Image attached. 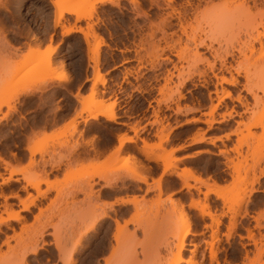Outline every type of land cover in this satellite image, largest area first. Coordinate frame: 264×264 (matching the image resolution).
I'll return each mask as SVG.
<instances>
[{
  "label": "rangeland",
  "instance_id": "1",
  "mask_svg": "<svg viewBox=\"0 0 264 264\" xmlns=\"http://www.w3.org/2000/svg\"><path fill=\"white\" fill-rule=\"evenodd\" d=\"M22 1L0 0V179H6L3 183L11 179L3 178L7 156L22 161L26 136L28 160L13 166L24 181L26 198L21 204L33 205L48 190L54 195L29 223L20 212L8 210L7 197L0 191L4 199L0 220L18 212L21 222L18 228L15 223L2 228L0 223V264H63L60 257L68 256L99 206L110 202L108 196L129 194L139 200L136 206H118L119 211L109 208L110 217H120L121 222L133 219L127 223L120 247L113 239L114 223L107 218L80 240L72 264H104V257L116 254L117 264H173L185 229L189 233L182 240L178 264H264V58L256 42L252 52L243 43L246 31L264 34V4L251 7L249 18L238 12L239 0H214L215 10L190 24L180 20L190 36L206 38L213 46L198 48L194 56L186 38L189 34L181 30L178 14L173 13L182 12L186 0H154L153 4L152 0H134L137 4L132 0L133 5L131 0H117V6L96 0H62L60 17L51 0H33L25 18ZM93 4L90 18H80L91 12ZM75 7H80L79 14ZM189 16L187 13L186 18H193ZM165 17L168 19H162ZM64 27L87 32L90 45L82 32L64 35ZM225 50L233 55L225 56ZM222 54L225 59L220 61ZM45 56L48 64L46 58L42 61ZM22 61H28L22 77L16 75L19 81L8 83L6 73ZM97 76L100 81L93 85ZM231 77L237 79L235 84H230ZM20 87L28 92L17 97L14 93ZM119 98L127 104L122 117L117 112ZM96 110L113 112L115 122L101 115L96 119L88 116ZM145 121L153 128L145 130ZM254 122L258 124L250 126ZM177 126L180 128L173 133ZM119 131L128 137L141 134L142 146L122 145L113 153ZM221 133L217 138L226 140L218 147L212 142L187 149L193 157L186 161L190 167L180 168L175 147H166L170 139L177 143L191 134L195 143ZM102 149L108 151L103 154ZM55 155L57 160L51 166L59 168L63 163L64 171L61 178L49 181L35 168H44ZM110 155L114 158L109 160ZM165 156L175 166L173 173L161 175V179L167 176V187L176 186L173 174L188 168L198 177L196 172L207 173L209 182L223 186L219 197L212 193L204 197L203 184L183 176V181L198 185L190 184L193 187L187 191L164 197L162 187L153 198H147L149 189L139 196L142 189L131 178L132 170L147 178L161 174L160 157ZM105 162L110 167L103 168ZM103 169H109V183L119 176L113 186L118 191L112 188L105 197L97 177ZM30 182L39 184L34 187ZM42 183H46L45 190ZM252 188L258 190L249 194ZM203 210L210 215H201ZM48 227L52 232L46 234ZM32 248L38 249L34 255L28 254ZM24 256L26 263L21 261Z\"/></svg>",
  "mask_w": 264,
  "mask_h": 264
},
{
  "label": "bare ground",
  "instance_id": "2",
  "mask_svg": "<svg viewBox=\"0 0 264 264\" xmlns=\"http://www.w3.org/2000/svg\"><path fill=\"white\" fill-rule=\"evenodd\" d=\"M36 1V0H35ZM63 1H65L66 2V0H63ZM62 0H51L50 1V3H51V5L55 8V11H59V13H58V15H59V17L63 14V11L62 10H60V4H61V2H63ZM97 2L96 3H98V4H103V3H105V2H110V3H116L115 5L117 6V3H118V1L117 0H96ZM117 1V2H116ZM130 1V0H129ZM138 1V0H137ZM137 1L136 2H134V0H133V2L135 3V4H137ZM170 1V0H169ZM231 1H233V0H231ZM236 1V0H235ZM152 2H154V0H152L151 1V3ZM173 2V1H172ZM213 2H214V0H213ZM212 2V0H209V1H205V0H195V1H193V0H186V2L184 3L185 4V7L183 8V10H182V12H180V11H175V12H173V13H176V15H177V20H179L178 21V23H179V25L182 27H179L178 29H180L181 28V30L184 32V31H186L187 32V30L186 29H184L185 27H184V23H182V22H185V24H190V21L191 20H195L196 21V19L197 18H200V17H198V16H202L201 14H203V13H205L206 11H208L209 12V10L210 9H212V10H215V9H213V7L217 4L216 2H214L213 3ZM249 2H251L252 4L251 5H249V3H248V0H239V2H238V5H237V7H238V9H239V13L241 14V15H245L244 17H249L250 18V16L249 15H251V14H253V13H251L250 14V12H251V7H256V8H259V7H257V5L259 6H261L262 4H264V3H262V0H249ZM264 2V1H263ZM21 3H23V7H22V12H21V15L25 18L27 15H29V12H30V9H31V6H33V0H23ZM95 3V4H96ZM131 3H132V0H131ZM156 3V2H155ZM216 3V4H215ZM134 4V5H135ZM153 4V3H152ZM215 4V5H214ZM132 5H133V3H132ZM138 5H139V7H140V4H139V2H138ZM138 5H135V6H138ZM182 5V4H181ZM180 5V6H181ZM156 6H157V3H156ZM184 6V5H183ZM264 6V5H263ZM74 7V6H73ZM218 7V6H217ZM72 8V7H71ZM70 8V9H71ZM78 7H75V10L77 9ZM80 8V7H79ZM78 8V9H79ZM182 8V7H181ZM215 8V7H214ZM251 8V9H250ZM77 9V10H78ZM180 9V8H179ZM254 9V8H253ZM74 10V8H73V12L75 11ZM95 10V5L93 4L92 5V7H91V12L90 13H88V14H83V15H79V17L80 18H90V16L92 15L91 13L93 12ZM174 10H176V9H174ZM241 11V12H240ZM78 12V14L80 13L79 12V10L77 11ZM75 13V12H74ZM173 13H171V15H173ZM187 13H190V16L191 17H193V18H191V19H189V18H186L187 17ZM20 14V13H19ZM77 14V13H76ZM77 14V15H78ZM143 14H145L146 15V13L145 12H143ZM264 14V13H263ZM169 15V14H168ZM259 15H262V13L260 14L259 13ZM22 16H20V17H22ZM170 16V15H169ZM168 16V17H169ZM189 16V17H190ZM240 15L238 14V17H239ZM256 15L254 14V17H255ZM58 16H57V18H59ZM77 17V16H76ZM167 17V16H166ZM162 18V19H168V18ZM171 17L172 16H170L169 18L171 19ZM174 17H176L175 15H174ZM79 18V19H80ZM186 18V19H185ZM252 18H253V16H252ZM28 20V19H27ZM182 22H181V21ZM198 20V19H197ZM162 21V20H161ZM176 21V20H175ZM163 22V21H162ZM167 23V22H166ZM192 23V22H191ZM163 24V23H162ZM177 24V23H176ZM177 26H178V24H177ZM193 26V25H192ZM32 27V26H31ZM255 28V27H254ZM32 30H35V29H33L32 28ZM63 34L64 35H66V34H69V33H71V32H73V31H79V32H82L85 36V43H87V46H89L90 44H89V40H88V38H87V35H88V33L87 32H83V30L81 29V28H72V27H64L63 29ZM38 31V30H37ZM194 31V30H193ZM251 30H249V32H247L246 31V34H245V38H247V40L246 41H244L243 43L244 44H246V43H248V44H246L247 46L248 45H250L251 46V52L253 51V43L255 44V42L258 44V48H257V51H258V49H259V54H261L260 56L262 57V58H264V34H262V33H260L259 31H256V33L254 34V33H252V31L250 32ZM36 32V31H35ZM181 32V31H180ZM185 32V33H186ZM195 32V31H194ZM182 33V32H181ZM185 33H183V34H185ZM189 35H184L187 39H188V43L189 44H191L192 43V47L194 48V50H195V52H196V54H193L194 56L196 55H198L197 53H199V50H198V48H205L206 50H207V48H210L211 49V46H212V44H208V43H206L205 42V40H206V38H201V39H199L198 37L199 36H197V38L195 37V36H192V34H191V36H190V33L189 32H187ZM32 34V33H31ZM34 34H37V32L36 33H34ZM182 34V35H183ZM38 35V34H37ZM198 35V34H197ZM201 37V36H200ZM36 38V37H35ZM181 39H179L178 38V41H180ZM237 41V40H236ZM184 42V41H183ZM186 42V41H185ZM191 42V43H190ZM246 42V43H245ZM242 42H240V44H241ZM179 44V43H178ZM243 44V45H244ZM246 45H244V46H246ZM185 46H187V45H185ZM190 46V45H189ZM233 46V45H232ZM250 46L249 47H247V48H249V50H250ZM213 47V46H212ZM235 47V46H234ZM234 47H233V49H234ZM90 48V47H89ZM97 47L95 46L94 47V49L96 50V52H97V49H96ZM185 48V47H184ZM188 48V47H187ZM187 48H185V49H187ZM241 48V47H240ZM94 50V51H95ZM184 50V49H183ZM197 50H198V52H197ZM209 50V49H208ZM215 50V49H214ZM237 50H238V48H237ZM226 51V50H225ZM223 52L224 54H225V56L226 55H233L232 54V52ZM240 51H241V49H240ZM254 51H255V48H254ZM215 52H216V50H215ZM250 52V51H249ZM240 53V52H239ZM244 56H245V53L244 52H241ZM240 53V54H241ZM257 53V52H256ZM214 54H216V57H217V53H214ZM219 54V53H218ZM251 54V53H250ZM254 54V53H253ZM95 55H96V53H95ZM179 55V54H178ZM213 55V54H212ZM180 56V55H179ZM219 56H221V55H219ZM224 56V57H225ZM243 56V57H244ZM178 57V56H177ZM223 57V54H222V56L219 58L220 59V61H221V58H223V59H225ZM261 57H258V59L259 58H261ZM45 58H46V56L44 57V59L42 60L43 62H44V60H45ZM179 58V57H178ZM47 59L48 58H46V60H45V63L46 64H48L49 62V60L47 61ZM195 59H197V58H195ZM198 60V59H197ZM244 60V59H243ZM260 60V59H259ZM261 60H263V59H261ZM48 63H47V62ZM224 61H226V60H224ZM27 62L28 61H22V62H20V63H17L16 65L14 64V66H12V68L10 67V69L8 70V72L6 73V75L8 74H10L8 77L6 76V78H8V79H6V80H9V81H7L8 83H13L14 81L16 82H18L19 80H17V76H19L18 77V79L19 78H21L22 77V73L24 72L23 70H25L24 68H25V65L27 64ZM222 62H223V60H222ZM225 63V62H224ZM224 63H223V65H224ZM238 65L240 64V63H237ZM45 65V64H44ZM237 65V66H238ZM45 66H50V65H45ZM238 68H239V66H238ZM236 70H238V69H236ZM259 72H260V70H258ZM257 71V73H259ZM237 72V71H236ZM12 74V75H11ZM13 75H14V77H13ZM17 75V76H16ZM257 75V74H256ZM259 75V74H258ZM9 77H10V79H11V77L14 79H12V80H10L9 79ZM16 79V80H15ZM223 79V78H222ZM185 80H187V79H185ZM100 81V79H99V76H97V77H95L93 80H92V84L94 85L96 82H99ZM236 81H237V79L236 78H233V77H231V80H230V84H235L236 83ZM5 82V81H4ZM7 83V84H8ZM16 84V83H15ZM181 84L183 85L184 84V81H182L181 82ZM181 85V86H182ZM249 89V88H248ZM263 89H264V86H263ZM28 91H27V89L25 88V87H20L19 89H17V91H15V95L18 97L19 95H21V94H26ZM248 92H250L251 94L253 93L252 92V90L251 89H249L248 90ZM255 94V93H254ZM254 94H253V97H254ZM14 96V95H13ZM15 96V97H16ZM255 98H258V97H256L255 96ZM81 108H82V106H81ZM98 110H96V111H93V112H90L89 114L90 115H88L89 117H91L92 119H96L97 117H98V115H101V116H103L108 122L109 121H111V122H115V115H114V113L113 112H111V111H107V110H105L104 112L102 111V112H100V111H98ZM6 115L4 114L2 117H5ZM258 124V122H254V123H252V124H250V126H255V125H257ZM227 136V135H226ZM118 144H117V146H115L116 148H115V150H114V152L113 153H117L118 152V150L122 147V145H123V143L125 142V141H132L133 140V138H131V137H128V136H126V135H124V134H121V135H118ZM199 141H202V139H197V140H195V142H199ZM144 144H145V142H144ZM120 151V150H119ZM115 153V154H116ZM115 154H111V155H115ZM111 155H110V157L108 158L109 160H110V158H114V157H111ZM116 156V155H115ZM118 157V156H117ZM116 157V158H117ZM106 158V159H107ZM119 158V157H118ZM105 159V160H106ZM107 159V160H108ZM160 159H161V161H162V163H163V168H162V172H161V174H160V176L159 177H157V179L155 180L154 179V181L156 182L155 184H157V190H159L158 192H161L160 191V189H161V186H160V181H161V175L163 174V173H165V172H169L170 174L171 173H173V167H175V166H173L171 163H169L168 162V160H167V158H166V156L165 157H163V159L160 157ZM0 160L2 161V158H0ZM106 160V161H107ZM108 160V161H109ZM112 160V159H111ZM114 160L115 159H113L112 161H113V163H114ZM4 161V160H3ZM111 161V162H112ZM116 161H117V159H116ZM4 163H5V167L6 168H8V169H10V173H14V171L16 172V170L14 169L15 167H12V166H10L6 161H4ZM102 163H104V162H102ZM109 163V162H108ZM110 164V163H109ZM103 165H105L103 168H108V167H110V166H106L107 165V163L105 162V164H103ZM20 170V169H19ZM18 170V171H19ZM105 172H106V174H105V172L104 173H98L97 174V177H98V179H99V181L101 180L104 184L101 186V191H102V193L104 194H102L104 197H105V194H106V196H107V192H109V195H110V191H111V189L113 188V186H114V183H116V181L118 180L119 181V179H118V177L119 176H115L113 179H115L116 177V180L114 181V180H112V181H114V182H110L109 183V181L111 180V178H110V180H109V178H108V175L109 174H107L108 173V171H109V169H107V171L105 170V169H103ZM117 172V171H116ZM95 173H93L92 175H94ZM178 174V173H177ZM180 174V173H179ZM178 174V175H179ZM116 175V174H115ZM118 175V174H117ZM179 176H183V177H193L195 180H197L198 182H200V183H202V184H204V180H202V179H200V177H198V176H195V174L192 172V171H190L188 168H184L183 169V173H181ZM93 177V176H92ZM91 177V178H92ZM108 178V179H107ZM131 178H133V180L135 179V180H137V181H139V182H143V183H148L147 182V177L145 176V175H142V174H138L135 170H132V172H131ZM109 180V181H108ZM152 181H153V179H151ZM88 183V182H87ZM94 183V182H93ZM96 183V182H95ZM208 182H206L205 184H206V188H205V191H204V197L205 196H207L209 193H212V194H214V195H216V196H218L219 197V194L221 193V189L223 188V186H219L218 184H216L215 182H213V183H211V184H207ZM39 183H37V182H33V183H31L30 182V185H34V187L36 186L37 187V185H38ZM90 186V185H89ZM115 186H116V184H115ZM182 187H185L187 190L190 188V187H193V186H191L187 181H186V179H184V181H183V184H182ZM115 188V187H114ZM113 188V189H114ZM117 188V187H116ZM115 188V189H116ZM80 189V188H79ZM118 189V188H117ZM116 189V190H117ZM81 190V189H80ZM115 190V191H116ZM258 189H254V188H252V189H250V193L249 194H251V193H253V192H256ZM100 191V192H101ZM118 191V190H117ZM83 192V191H82ZM88 192V191H87ZM90 192V191H89ZM92 193V192H91ZM112 193H114V191H112ZM44 195V194H43ZM89 195V194H88ZM96 195V194H95ZM109 198V197H108ZM104 200V199H103ZM137 198H136V196H134L133 198L131 197V199H128V198H126V199H124L123 197H116V198H114V200L113 201H110V202H108V203H103V201H102V206L100 205L99 207H100V209H99V211H96L95 213L96 214H93L94 216H92L93 217V219H92V221H90L91 223L84 229V231L79 235V239H77L76 241L77 242H75V245H74V247H73V249H71L70 250V252H68L67 253V255L69 256H62V257H60V258H62L61 260L63 261L62 263L63 264H72V256H74L75 255V251H77L76 250V246L77 245H79L80 244V240H82L83 238H84V236L86 235V234H89L91 231L93 232V230L94 229H97L96 227H97V224L98 223H100V222H102V221H105L107 218H111L110 220H112L113 221V223H114V227H115V231H114V233H113V239H114V241H115V243H116V245H120L119 244V242H120V239H121V237H122V235L125 233V231H126V227H127V223H132V220L133 219H123L122 220V222L119 220V218L120 217H110V215H112V214H110L109 213V208H110V210L111 209H113L114 211L115 210H117V208H118V206H119V209H120V205H125V203H131V204H134L135 206H136V204H138V202H139V200H138V202H137ZM105 201V200H104ZM106 201H108V200H106ZM105 201V202H106ZM136 203V204H135ZM28 206H29V204H23V208L24 209H27L28 208ZM113 206H117L116 207V209L115 208H113ZM107 208H108V210H107ZM21 210V209H20ZM97 210H98V207H97ZM112 210V211H113ZM95 211V210H94ZM117 211H119V210H117ZM18 212H16V213H14V215H10V217L9 218H14V219H19V218H17L18 217V214H17ZM94 213V212H93ZM119 213V212H118ZM204 214H206V215H210V212L209 211H207V212H205L204 210L203 211H201V215H204ZM91 218V217H90ZM8 219V217L7 218H3V219H1L0 220V223H2V222H5L6 220ZM121 219V218H120ZM7 222V221H6ZM189 232H188V230H186L185 229V231H183V233H182V235H181V238L179 237V240H178V245L180 244V246H179V250H178V252H176V254H174L175 256L173 257V264H178L180 261H181V249L183 248V238H185L186 237V235L188 234ZM88 237V236H87ZM83 241H84V239H83ZM43 247V246H42ZM111 247H112V245H111ZM120 247V246H119ZM114 248H115V245H114ZM112 249V250H114L113 251V254H116L117 252V248L118 247H116L115 249ZM111 250V249H110ZM38 252V249L37 248H32L31 250H30V252L28 253V254H31V255H34V254H36ZM111 254H112V252H111ZM116 255H118V254H116ZM116 255H110L108 258L107 257H104L105 259H104V264H117L116 262H114V260H116ZM112 256H114V259H113V257ZM67 257H68V259H67ZM213 257V256H212ZM64 259H66V260H64ZM110 259V260H109ZM111 259H112V261L113 262H110L111 261ZM21 261L23 262V263H26V259H25V256L24 257H22V259H21ZM187 262V264H189L190 262L189 261H186ZM73 263H74V261H73ZM96 263H98V262H96Z\"/></svg>",
  "mask_w": 264,
  "mask_h": 264
},
{
  "label": "crops",
  "instance_id": "3",
  "mask_svg": "<svg viewBox=\"0 0 264 264\" xmlns=\"http://www.w3.org/2000/svg\"><path fill=\"white\" fill-rule=\"evenodd\" d=\"M73 32H79V31H73ZM83 39H84V37H83ZM84 42H85V40H84ZM91 71L92 70L90 69L89 70V75H90L89 77H91V73H92ZM88 85H90V83H88ZM74 100H75V103H76V105L78 107L79 106V100L76 97H74ZM118 102H119V105L117 107V112H118L119 116L122 117L123 116V111L126 110L127 104L122 103L123 102L122 98H119ZM142 125L144 126L145 130H150V129L153 128V126L148 124L146 121L143 122ZM120 127H122V126H118V128H120ZM52 128L53 127L51 126L49 128V131ZM179 128H180V126H177L173 130V133L176 132ZM122 132L123 131L116 132V135L119 134V133H122ZM116 135L114 136L113 143H114V145L117 146V144H118V140H117L118 136H116ZM119 135H121V134H119ZM222 135H223V133L214 134V135H206V139L205 140L194 143V142H191V140H190V138H191V134H190L187 137L183 138L182 141H179L177 143L176 142L172 143V139H170L167 142L166 147L169 148L170 145L175 147V154L177 155V157L181 158V161H180L181 166H180V168H182V167H190V165L187 164L186 161L190 160L193 157H190L188 155V153H186L187 149L189 147H192V146L211 145L212 142L214 143V146L218 147V146H220V144L222 142H224L226 140L223 137L221 139L217 138V137L222 136ZM129 137H132L133 140L132 141H125L123 143L124 146H127L129 144H135L139 148L142 146V141H141L142 135L141 134L138 137H134L133 134H130ZM26 139L27 138L25 136L24 137V147H23L24 148V154H23L22 161H18L15 158H12L9 155V156H7L6 159L9 162L8 164L10 166L13 167L16 164V162H19L20 164H25L27 162L29 153L25 149V145L27 143ZM83 145L84 144H82V147L84 149ZM107 151H108V149H102V151H100V152L104 154ZM35 159L36 160L39 159V155L38 154L35 155ZM56 160H57V156L55 155V156H53L51 158V160H50L51 163L47 164L44 168L42 166H39V167L35 168V170L40 172V175L43 178H45L47 176L49 181H52L55 178H61L62 175H63V171H64V164L61 163L59 168H57V166H51L52 162H54ZM9 171H10V169H7L6 171L3 172L4 173L3 178H8L9 179L10 176H11V179L9 181H7V183H3L4 179L3 180L0 179V191L1 190L4 191V193H5L6 197H7L6 201L9 204L8 210L12 209L14 211L20 212L22 216H25V218L27 219V222L31 223L33 221L34 214L38 212V209L40 207H43L44 205H46L48 203V200L53 197L54 191L48 190L44 194V196H37V199L35 200L34 204L33 205H29L27 209H24L23 208V204L24 203L22 202V204H21V200L26 198V194H25L24 190L22 189V185H24V181H23V178H22V173H10ZM196 173L200 175L201 179L204 180L205 183L206 182L211 183V182H209L210 180H208V174L207 173L206 174H202L201 172H196ZM159 176H160V172H157L156 174H153V175H149V177L147 178V182L148 183H146V184L143 183V182H139V181L135 180L134 183L137 186H140L141 189H142V193H140L138 195L142 196L144 194V192L149 189V193L147 194V198H153L157 194V188L155 187L156 186V184H155L156 182L154 181V179L156 180L157 177H159ZM172 176H174V178L176 180V186L173 187V188L167 187L164 184V179H166L167 176H165V177H163V179H161V187H162V190L164 192L163 193V197L167 196V195H170L171 193L176 192V191H187V189L185 187H182V184H183L182 178L180 176H178L177 174H173ZM151 179H153V181ZM205 183L203 185L200 184L202 186V189H203L202 191L205 190V187H206ZM99 184L102 186L103 185L102 181L101 182L99 181ZM190 184L194 185V186L198 185V184L194 183L193 181H190ZM221 184H223V183L221 182ZM41 189L42 190L46 189V183H42L41 184ZM16 193L18 195H15ZM31 193L33 195H35L34 191H31ZM119 196H121V195H119ZM119 196H115V195L114 196H108L109 198H107V199L109 201H112V200H114L115 197H119ZM132 196H134V195L129 194L127 197H126V195H122L121 197H123L124 199H126V198L131 199ZM3 202H4L3 197H0V205H2ZM123 205H120V206H123ZM125 205L131 206V203H125ZM6 221L2 223V226H1L2 228L8 227V226H10V225H12L14 223L17 225V228H18L20 226V224H21V222H19L18 220L14 219V218H9L8 217V219ZM51 232H52V230H51L50 227H48L46 229V231H45L46 234H49ZM49 236H46V237H49Z\"/></svg>",
  "mask_w": 264,
  "mask_h": 264
}]
</instances>
